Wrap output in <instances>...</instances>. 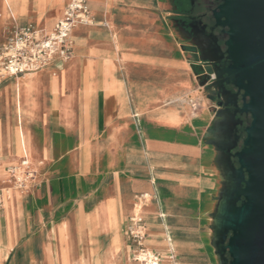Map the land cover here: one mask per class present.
Wrapping results in <instances>:
<instances>
[{
    "label": "crops",
    "instance_id": "obj_1",
    "mask_svg": "<svg viewBox=\"0 0 264 264\" xmlns=\"http://www.w3.org/2000/svg\"><path fill=\"white\" fill-rule=\"evenodd\" d=\"M70 1L0 0V46L18 26L51 32ZM86 1L94 23L68 61L0 81V264H128L141 195L163 264H218L216 105L172 0ZM24 159L35 178L20 190Z\"/></svg>",
    "mask_w": 264,
    "mask_h": 264
},
{
    "label": "water",
    "instance_id": "obj_2",
    "mask_svg": "<svg viewBox=\"0 0 264 264\" xmlns=\"http://www.w3.org/2000/svg\"><path fill=\"white\" fill-rule=\"evenodd\" d=\"M219 1L212 21L226 36L225 55L208 43L213 35L191 25L183 37L200 63L192 69L205 74L201 87L216 105L208 134L223 188L212 216V247L218 264H264V0Z\"/></svg>",
    "mask_w": 264,
    "mask_h": 264
},
{
    "label": "built area",
    "instance_id": "obj_3",
    "mask_svg": "<svg viewBox=\"0 0 264 264\" xmlns=\"http://www.w3.org/2000/svg\"><path fill=\"white\" fill-rule=\"evenodd\" d=\"M94 18L86 0H71L64 15L51 32L28 24L18 26L0 46V81L7 77H19L39 72L48 67L55 59L68 61L72 55V34L77 26H92ZM215 80L210 75L209 83ZM12 180L20 190L26 189L34 177V171L27 159L10 170ZM149 200L141 195L129 220L128 235L137 247L133 260L138 264H163L162 258L144 246L147 237L146 222L142 209Z\"/></svg>",
    "mask_w": 264,
    "mask_h": 264
},
{
    "label": "flooded vegetation",
    "instance_id": "obj_4",
    "mask_svg": "<svg viewBox=\"0 0 264 264\" xmlns=\"http://www.w3.org/2000/svg\"><path fill=\"white\" fill-rule=\"evenodd\" d=\"M173 6L176 10L174 17V25L178 32L183 37H188L185 28L189 25L195 30V33H206V35H213L208 38V43L211 44L212 49L218 52L220 56L225 55V40L226 36L222 30L214 27L212 21L213 11L220 5L219 0H172ZM206 31H204V27ZM197 34V35H198ZM203 45H207V41H200ZM226 65L225 60L220 64V67ZM247 121H250L248 119Z\"/></svg>",
    "mask_w": 264,
    "mask_h": 264
},
{
    "label": "rangeland",
    "instance_id": "obj_5",
    "mask_svg": "<svg viewBox=\"0 0 264 264\" xmlns=\"http://www.w3.org/2000/svg\"><path fill=\"white\" fill-rule=\"evenodd\" d=\"M45 0H42V2H44ZM49 2H51V1H53V0H48ZM55 15V13L53 12V13H50V15H48V18H52L53 16ZM33 25H35V26H37V24H33ZM38 27H40L41 29L43 28V26L42 25H40V26H38ZM3 44V43H2ZM1 44V45H2ZM30 163V162H29ZM33 171V170H32ZM35 173V172H34ZM34 177H35V174H34ZM33 181V180H32ZM32 181H30V183L32 182ZM26 260L24 259V256H22L21 258H20V261H19V263L18 264H26V262H25ZM128 264H138L137 262H135L134 260H133V255L131 256V258H130V260H129V263Z\"/></svg>",
    "mask_w": 264,
    "mask_h": 264
},
{
    "label": "bare ground",
    "instance_id": "obj_6",
    "mask_svg": "<svg viewBox=\"0 0 264 264\" xmlns=\"http://www.w3.org/2000/svg\"><path fill=\"white\" fill-rule=\"evenodd\" d=\"M47 32H48V31H47ZM49 32H50V31H49ZM49 32H48V33H49ZM29 141H30V140H29ZM30 142H31V141H30ZM29 146H30V145H29ZM29 153H30V152H29ZM29 162H30V161H29ZM103 263H104V262H103Z\"/></svg>",
    "mask_w": 264,
    "mask_h": 264
}]
</instances>
